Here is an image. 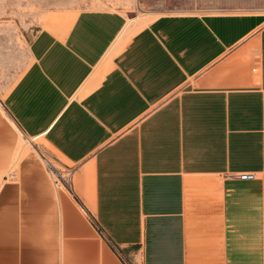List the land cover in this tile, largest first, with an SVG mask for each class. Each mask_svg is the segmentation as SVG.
Instances as JSON below:
<instances>
[{"label":"crops","instance_id":"1","mask_svg":"<svg viewBox=\"0 0 264 264\" xmlns=\"http://www.w3.org/2000/svg\"><path fill=\"white\" fill-rule=\"evenodd\" d=\"M179 1L132 33L115 8L25 28L0 96V264H264V0Z\"/></svg>","mask_w":264,"mask_h":264},{"label":"rangeland","instance_id":"2","mask_svg":"<svg viewBox=\"0 0 264 264\" xmlns=\"http://www.w3.org/2000/svg\"><path fill=\"white\" fill-rule=\"evenodd\" d=\"M85 8L122 10L128 19L132 18L129 26L131 33L160 14L193 11L192 6L179 0H0V96L7 93L30 63L29 38L26 36L25 28L48 27L46 20L56 15H62L63 18L57 21L55 26L66 27L72 21L69 17L75 16ZM144 13H152L153 16H148L144 22H141ZM23 141L28 149H33V145L39 146L40 149L42 146L48 150L50 148L41 138L23 139ZM41 150L42 154L50 159V163L46 162V164L52 177L64 187V184H67L65 181L68 180L69 183L71 180V171L67 170L52 153ZM54 166L61 169L63 177L58 176Z\"/></svg>","mask_w":264,"mask_h":264},{"label":"built area","instance_id":"3","mask_svg":"<svg viewBox=\"0 0 264 264\" xmlns=\"http://www.w3.org/2000/svg\"><path fill=\"white\" fill-rule=\"evenodd\" d=\"M236 177L243 180H251L256 178V174L254 172H241L237 173Z\"/></svg>","mask_w":264,"mask_h":264},{"label":"bare ground","instance_id":"4","mask_svg":"<svg viewBox=\"0 0 264 264\" xmlns=\"http://www.w3.org/2000/svg\"><path fill=\"white\" fill-rule=\"evenodd\" d=\"M21 144H23V142H21ZM20 146V145H19Z\"/></svg>","mask_w":264,"mask_h":264}]
</instances>
